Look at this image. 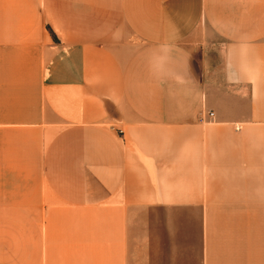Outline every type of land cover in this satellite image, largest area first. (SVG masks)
Here are the masks:
<instances>
[{"label": "crops", "instance_id": "obj_1", "mask_svg": "<svg viewBox=\"0 0 264 264\" xmlns=\"http://www.w3.org/2000/svg\"><path fill=\"white\" fill-rule=\"evenodd\" d=\"M0 264H264V0H0Z\"/></svg>", "mask_w": 264, "mask_h": 264}, {"label": "built area", "instance_id": "obj_2", "mask_svg": "<svg viewBox=\"0 0 264 264\" xmlns=\"http://www.w3.org/2000/svg\"><path fill=\"white\" fill-rule=\"evenodd\" d=\"M209 117H213V114H212V113H210V114H209Z\"/></svg>", "mask_w": 264, "mask_h": 264}]
</instances>
